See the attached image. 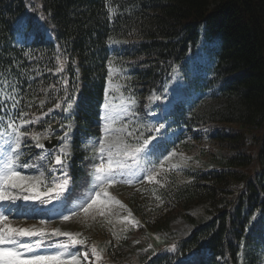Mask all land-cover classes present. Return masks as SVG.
<instances>
[{"label":"trees","instance_id":"1","mask_svg":"<svg viewBox=\"0 0 264 264\" xmlns=\"http://www.w3.org/2000/svg\"><path fill=\"white\" fill-rule=\"evenodd\" d=\"M21 18L27 21L24 31L17 25ZM178 72L184 94L166 110L165 93ZM114 80L120 87L107 91ZM112 96L139 103L134 118L142 120L144 136L130 141L137 147L154 138L153 150L138 158L145 167L140 180L157 172L155 186L163 200L152 210L135 212L138 227L141 222L138 232H148L152 243L134 256L135 264H261L264 0H0V143L15 136L9 123L29 134L22 137L20 164L37 162L44 168L41 193L54 187L53 178L61 179L64 172L69 177L55 209L38 206L57 193L52 192L33 202L30 217L19 220L50 224L61 219L70 199L89 188L97 153L85 145L102 138L100 110ZM212 96L223 103L204 105L205 97ZM152 113L159 119L150 124ZM65 133L71 144L67 158L51 152L49 162H41L44 148L36 144L45 146L47 138L60 134L63 144ZM249 133L255 143L247 141ZM208 138L220 143L215 167L184 168L193 180L179 183L178 168L164 164V158L170 153L187 156ZM57 155L65 159L64 166L56 165ZM202 203L211 205V219L200 222L188 210ZM178 216L194 229L171 245L158 232ZM53 231L42 244L64 252L61 245L68 244L65 255L90 253L96 242L103 249L99 261L89 254L81 264H114L124 258V251L112 248L115 243L98 242L103 231L99 239L89 233L83 245H71L67 236ZM134 231L121 242L134 238Z\"/></svg>","mask_w":264,"mask_h":264},{"label":"rangeland","instance_id":"2","mask_svg":"<svg viewBox=\"0 0 264 264\" xmlns=\"http://www.w3.org/2000/svg\"><path fill=\"white\" fill-rule=\"evenodd\" d=\"M181 78H177V82H179ZM177 85H173V89L170 90V93L172 96L175 97L176 94H178L179 90L176 88ZM183 91V90H182ZM170 95V96H171ZM169 97V95L167 96ZM129 99L127 98H121L119 100H111L110 103L115 106L117 112L119 113L117 119L112 124V127L115 129L119 128H126V132L124 133H112L108 136V140L116 142L118 137H122L126 143L131 145L133 148L134 143L130 140H136L137 138H140L144 133V124L141 119L134 118V107L137 106V100L135 103H129ZM206 103V104H205ZM223 103V101L219 98H216L214 96L207 98L203 104L204 105H218L220 106ZM104 115V108L102 109V116ZM104 125V121L102 120V127ZM131 132L132 135L128 136L127 133ZM51 139V136L49 137ZM104 138V137H103ZM247 141L249 143H255V137H253V134H247L246 135ZM218 144L219 142H215L213 140H205L202 144H198L196 148H194L191 152L187 153L186 157L190 158H198L204 163L213 162L214 158H216L217 155H220L218 152ZM59 145V140L56 146ZM54 146V147H56ZM87 148L91 149L92 152L97 153V164H100L102 162L99 154L98 149L100 147L99 142L96 144H90L87 145ZM220 147V146H219ZM61 149H64L65 151H69L70 146L68 141L65 142L59 152H61ZM3 151H9V149L5 148L4 150L0 148V152ZM45 157L42 158L44 160H40L41 162H49V158L47 153H43ZM185 156V155H183ZM2 159V157H0ZM55 160V159H54ZM104 163H107V154H104ZM139 159L136 162H134L131 159L127 160V163L131 166L128 169H125L122 171L121 175H117L115 178V181L111 184H105L104 187L107 190L108 197H104L103 195L99 198L102 201L106 200V204H98L94 206L93 208L89 209L87 213L83 210L85 207H87V204L91 202V199L95 197V193L97 191H100V187L96 186L98 185V182L95 181V177L93 175L95 171V166L92 170V181L85 191L76 194L74 197L70 199V205L65 210V213L63 214V217L60 220H53L50 224H45L38 221H24L19 220L22 217H12L14 220L8 221L13 227H19V228H27V229H44L45 234L49 233L53 230L59 231L60 233H71L73 236H75L77 239H84L85 237H88V234L90 233L94 237L98 236V239L100 238L101 231L104 232L105 237L100 238L98 242L106 243V244H112L115 243V245L112 246V248L118 250L124 251V258L118 259L114 264H135L137 257H134L135 255L142 253L146 251L147 249H150L152 247V243L150 242V235L147 232L144 234L138 232L141 226L138 227V220L140 219L139 216L137 217L135 212L137 210L142 211H149L152 210V207L157 206L160 198L157 199V197L160 196L158 191L156 190L155 186V179L152 181L145 180L144 184L142 186L137 185L136 187H129L130 185L127 181L128 179L133 182V180L138 179V177L142 173V169L140 171L139 168ZM136 163V164H135ZM171 163H174V160L171 161ZM53 163L49 164L52 166ZM138 164V165H137ZM34 172L30 173V171H23L21 170V174L27 177H34V178H40L44 180L45 177V170L38 165H33ZM135 166L136 169L134 170ZM131 170V171H128ZM140 171V173H139ZM41 173H43V177H41ZM156 176H157V172ZM131 176V177H129ZM178 180L180 183H184L188 181V179L182 175L181 172H178ZM56 178V177H55ZM59 180L58 178H56ZM124 185H127L124 186ZM40 190V188H39ZM14 193H18L19 190H13ZM59 195V194H58ZM119 201V203H117ZM211 205L208 203H202L198 205L192 206L188 212L198 221L203 222L211 219V213H210ZM103 210L104 215H100V211ZM1 213V212H0ZM68 216L69 219L65 220L64 217ZM17 218V219H16ZM137 226V227H136ZM134 228L137 231H134L131 234V237L129 240H124V242H121L122 237L126 236L131 230H134ZM193 225L187 222L182 216H178L175 219H173L168 229H161L158 234L166 238L171 245H173L177 240L182 239L186 236H188L191 231L193 230ZM98 232V233H97ZM65 236V235H64ZM37 237V236H33ZM44 236L38 237L39 239H43ZM130 241V243H128ZM128 244V245H127ZM94 246L97 248V251L100 253V256L103 254V249L101 247H97V242L94 244ZM151 246V247H149ZM169 250H172L170 248ZM55 251H61V248L55 249L52 252H46L43 250H33L32 252H26L24 253L25 256H31L33 254H39V255H49L52 254ZM125 251H129L128 255L125 254ZM123 253V252H122ZM121 253H118L117 255H120ZM134 254V255H133ZM125 261V262H124ZM0 264H4L3 261L0 260Z\"/></svg>","mask_w":264,"mask_h":264},{"label":"snow or ice","instance_id":"3","mask_svg":"<svg viewBox=\"0 0 264 264\" xmlns=\"http://www.w3.org/2000/svg\"><path fill=\"white\" fill-rule=\"evenodd\" d=\"M26 24L27 21L23 18L19 19L17 22L18 28L21 31H24ZM156 99H159V97H156ZM128 102L135 103V101L131 99ZM43 103L44 102L41 101V104ZM55 106L57 108L61 107L59 104H56ZM72 106L73 105L71 101H69L67 109H71ZM103 108L104 115L101 117V119L104 121L102 131L105 135L103 139H99L98 141L100 145L98 154L102 162L95 166V171L93 173L95 181L98 182V185L96 186L100 187V191L95 193V197L92 198L91 202L87 204V207L83 209L85 213L98 204H106V200L102 201L99 199L102 195L106 198L108 197V193L104 185H111L115 181L116 176L122 174V170L131 167L127 163L128 159L137 162L141 153H150L153 150V145L151 143V141L154 139L153 137L144 139L141 145L134 148L126 143L122 137H118L116 142L108 140L109 135L116 132L122 134L126 132V128L122 127L115 129L112 127V124L117 119L119 113L117 112L115 106L108 101L107 97L105 98ZM49 111H51V109ZM21 115H26V113H22ZM29 123H31V121L21 120V124ZM7 127L12 129L13 133H15V136L12 137L11 141L5 142L8 145L9 151L0 152V157H2V159H0V201H15L19 199H23L25 201H34L39 200L41 196L49 197V194L52 192H63L69 183L67 172L62 173V178L59 180L53 178L52 183L54 187H50L46 192L41 193L39 188L40 185L44 183L42 179L24 176L20 171L17 170L16 165L20 164V156L23 154L20 151L23 147L22 137H26L29 134L22 132L20 127H18L15 122L9 123ZM160 127L163 128L164 125H160ZM69 128H71V125H69ZM152 130L157 132L159 131V129ZM127 135L131 136L132 133L128 132ZM33 139L38 141L39 137L33 136ZM63 139L65 142H67V134ZM13 144L14 148L12 147ZM36 147L43 149L44 145L37 143ZM61 152L63 157L66 159L68 156L67 151L61 149ZM105 153L107 154V163L103 162ZM169 155H172V153ZM65 159H62L61 155H57L55 157L56 165L64 166ZM164 159L167 160L168 157L166 156ZM20 167L29 168L33 167V165L29 163H22L20 164ZM43 175L44 174L41 173V177H43ZM155 177L156 173L150 171V173L145 178L149 181H152L155 179ZM127 182L129 184L132 183L131 180H128ZM44 186L47 187V184H44ZM16 189L19 190L18 193H14L13 190ZM157 199H159V197H157ZM117 203H119V201H117ZM100 215H104L103 210L100 211ZM64 219L67 220L69 217L65 216ZM0 225H2L0 226V259H3L4 264H81V260H87L89 254L95 256L97 261L101 259L100 253L97 251L95 246L91 247L90 253L85 252L80 254L77 250L74 253H68L65 255V252L69 247L68 244L61 245V247L65 249V252L55 251L49 255L33 254L31 256H25L24 252H32L33 248L42 247V241L36 240L34 244H23L20 243L18 238L25 236H45V230L13 227L8 222V216L4 215L3 213H0ZM52 235L67 236L71 245L85 244V240L77 239L71 233H60L59 231L54 230Z\"/></svg>","mask_w":264,"mask_h":264},{"label":"water","instance_id":"4","mask_svg":"<svg viewBox=\"0 0 264 264\" xmlns=\"http://www.w3.org/2000/svg\"><path fill=\"white\" fill-rule=\"evenodd\" d=\"M47 147H52L54 144H49L48 142H46Z\"/></svg>","mask_w":264,"mask_h":264},{"label":"bare ground","instance_id":"5","mask_svg":"<svg viewBox=\"0 0 264 264\" xmlns=\"http://www.w3.org/2000/svg\"><path fill=\"white\" fill-rule=\"evenodd\" d=\"M201 43V42H200Z\"/></svg>","mask_w":264,"mask_h":264}]
</instances>
